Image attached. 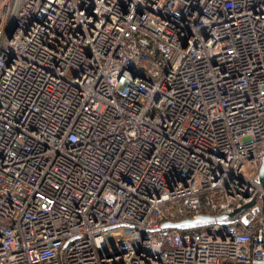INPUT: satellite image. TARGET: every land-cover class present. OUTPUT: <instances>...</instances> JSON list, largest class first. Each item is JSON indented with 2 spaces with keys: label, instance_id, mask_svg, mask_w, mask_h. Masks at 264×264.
<instances>
[{
  "label": "built area",
  "instance_id": "2783aa9c",
  "mask_svg": "<svg viewBox=\"0 0 264 264\" xmlns=\"http://www.w3.org/2000/svg\"><path fill=\"white\" fill-rule=\"evenodd\" d=\"M263 164L264 0H0V264H264Z\"/></svg>",
  "mask_w": 264,
  "mask_h": 264
},
{
  "label": "water",
  "instance_id": "95a60500",
  "mask_svg": "<svg viewBox=\"0 0 264 264\" xmlns=\"http://www.w3.org/2000/svg\"><path fill=\"white\" fill-rule=\"evenodd\" d=\"M260 180L264 182V164L260 170ZM249 205H246L240 210H236L230 213L222 214L218 217H212V216H200L196 219H190V220H183L179 222H167L165 223V226L169 227H178L181 229H186V228H192V227H197L205 224H209L214 222L215 220L219 222H230L236 220L241 213H243Z\"/></svg>",
  "mask_w": 264,
  "mask_h": 264
}]
</instances>
